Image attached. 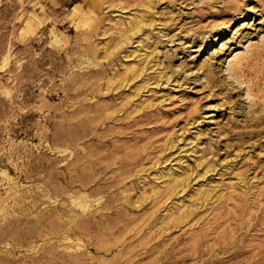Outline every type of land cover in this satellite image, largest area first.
I'll return each mask as SVG.
<instances>
[{
  "label": "rangeland",
  "instance_id": "rangeland-1",
  "mask_svg": "<svg viewBox=\"0 0 264 264\" xmlns=\"http://www.w3.org/2000/svg\"><path fill=\"white\" fill-rule=\"evenodd\" d=\"M0 264H264V0H0Z\"/></svg>",
  "mask_w": 264,
  "mask_h": 264
}]
</instances>
